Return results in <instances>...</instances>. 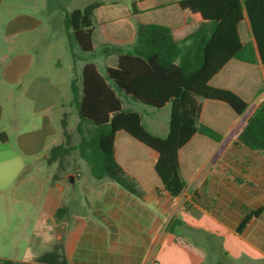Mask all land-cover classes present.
<instances>
[{
    "label": "crops",
    "instance_id": "crops-1",
    "mask_svg": "<svg viewBox=\"0 0 264 264\" xmlns=\"http://www.w3.org/2000/svg\"><path fill=\"white\" fill-rule=\"evenodd\" d=\"M64 1L0 0V196L41 200L40 208L36 210L11 212L0 209V247L4 250L0 258L30 264H159L152 249L172 240L170 233L174 229L191 222L183 219V212H188L186 206L191 205L192 194L185 195L184 190L180 196L171 197L162 190L154 169L158 157L156 151L147 147L134 151V141L130 140L136 139L124 131L117 135L116 158L137 180L143 197L132 194L108 177L93 176L83 158L77 163L82 167L77 174L68 170L69 159L63 173L57 172L56 176L55 171H49V168L58 167L57 162L49 163L47 157L49 147L63 140L61 122L64 114L68 115V127L71 118H74L76 128L78 126L74 92L81 94L83 65L92 61H82V50L68 24L72 10ZM179 1L138 0L139 5L133 6L132 10L126 7L121 18L106 22L110 26L95 21V50L96 39L106 56L115 54L105 50L107 45L132 48L138 24L154 22L142 15L152 8L161 10L162 21L179 30V36L183 37L188 31V21ZM244 26L248 34L246 39L243 37ZM240 31L244 40L252 39L248 18L240 25ZM62 43L65 53L61 49ZM114 61L116 64L117 54ZM115 64L106 60L103 68L97 66L104 72L106 66ZM253 71L259 79L256 89L249 83ZM211 83L234 90L248 102L251 99L249 107L251 103L257 107L264 101V68L259 61L249 63L233 59ZM127 98L123 97L124 100ZM202 103L200 121L220 132L222 139L216 141L196 133L181 148L180 164L186 190L200 168L210 160L208 153L219 150L225 136L230 143L222 149L227 154L226 160H219L216 165V178H221L218 183L234 180L227 167L233 162L228 158H232L230 152L242 153L245 158L239 159L242 168L253 166L255 159L250 158L253 153L264 154L235 142L247 111L238 115L219 100L203 99ZM132 105L125 106L133 108ZM148 107L152 111L143 114L144 124L155 134L165 136L169 129L170 106ZM121 134L130 139H120ZM191 143L194 144L190 152L204 153L202 165H188L186 161L185 166L190 152L183 150ZM151 168L154 176L150 174ZM37 169L46 171L41 174ZM215 180L205 182L213 185ZM183 196L187 199L185 203ZM243 207L241 205L233 215L224 211L208 214L223 224L222 227L238 233L236 228ZM58 209H61L59 213ZM254 218L239 235L250 230ZM254 228H257L255 232L264 233V224ZM250 245L261 255L256 259L258 264H264V238L251 239ZM226 260L222 258L216 264Z\"/></svg>",
    "mask_w": 264,
    "mask_h": 264
},
{
    "label": "trees",
    "instance_id": "trees-1",
    "mask_svg": "<svg viewBox=\"0 0 264 264\" xmlns=\"http://www.w3.org/2000/svg\"><path fill=\"white\" fill-rule=\"evenodd\" d=\"M103 3L95 0L68 16L72 36L82 51H95V11ZM179 5L188 21L183 37L179 30L164 23H139L132 48L105 47L117 54L115 65L101 72L95 62H85L81 94L74 92L79 140L74 142L65 113L61 122L63 140L48 149L47 161L58 163V173L67 170V160L77 150L93 176L108 177L143 197L137 180L116 158L117 135L124 131L157 152L154 169L161 188L177 197L187 185L181 172V148L196 133L216 141L222 139L220 132L200 121L202 100L222 101L238 115L247 111V100L232 89L213 85L211 80L233 59L259 61L264 68V0H180ZM247 18L250 40H244L240 31ZM128 96L156 109L169 105L168 133L160 136L150 131L143 114L124 105L123 97ZM235 142L264 153V101L245 116ZM242 210L238 233L252 218L261 216L264 205ZM0 264L30 263L0 258Z\"/></svg>",
    "mask_w": 264,
    "mask_h": 264
},
{
    "label": "rangeland",
    "instance_id": "rangeland-1",
    "mask_svg": "<svg viewBox=\"0 0 264 264\" xmlns=\"http://www.w3.org/2000/svg\"><path fill=\"white\" fill-rule=\"evenodd\" d=\"M37 1L42 2L45 0ZM93 1L95 0H65L64 2L70 10H73L75 8H83ZM102 1L104 3L95 11V21L98 24L104 22L109 25V23L106 22L112 19L121 18L126 7L132 10L133 6L139 5L138 0ZM162 13L161 10L152 8L151 11H146L142 15L144 18H149V20L154 22H164L165 24H168L166 21H162ZM133 21L136 22L137 19H133ZM243 37L244 39L248 37L246 26L243 27ZM62 44L61 49L65 53L64 43ZM95 46V52L90 53L82 51V61L92 60L96 62L100 68H103V64H105L106 60L113 61V64H115L114 60L116 54L106 56L102 48L99 47V39L95 40ZM76 49L75 46V50ZM214 82L216 83L218 80H215ZM249 83H251L250 85L253 89H256L259 86L257 72H251ZM127 99L128 100H124L126 106L131 103L133 104L132 107L140 111L142 114L146 115L150 113L151 108L148 106L134 101L129 96ZM249 102H251V99H249ZM255 108L256 105L251 103L246 114H251ZM72 117H74V115ZM243 122L244 120L242 123ZM69 127L73 133L74 142H77L79 140V135L74 118H71ZM122 138L130 139L124 134H121L120 139ZM224 140L225 141L222 142L219 150L214 152L212 150L208 153L211 154L210 160L204 167L200 168L199 174L192 179L189 189H185V195L192 194V198L190 201L191 205L186 206L188 212H183V219L191 222L174 229L170 233L172 240L168 239L160 246L152 249V253L157 257L159 264H216L217 260H221L222 258H227L226 261H221L223 262L222 264H258L256 259L261 255L250 245V242L251 239L264 238V233L255 232L257 228L253 229L255 225L264 224V211L262 212L261 218H254L252 220L253 224L250 230L244 235H239L236 232H232L229 229L222 227L223 224L210 217L208 214H217L218 211H224L233 215L234 212L239 211L241 205L245 206L243 209H252L264 204V154L257 152L253 153L250 157L255 159L253 166L242 168L239 164V159H245L242 156V153H239L238 151L230 152L229 156H232V158H228L232 159L229 161L233 162L230 165H227V167L230 169L234 180L225 184L218 183L221 178H216V165L219 160H226L225 156L227 154H225L222 149L227 147L230 143L227 136L224 137ZM130 141H134V146L136 147L134 151H139V148L141 147L142 149L143 147H147L139 146L141 144H139L140 142H137V140ZM193 144L194 143H191L186 146L183 150L184 153L188 150L190 152ZM146 149L153 151L148 147ZM204 158L203 152L197 150L191 151L188 155V159H185L184 164L186 166L187 161L188 165H202V160ZM69 161L71 162V165L68 170L76 174L79 171H82V167L77 165V163L82 162V158L77 150L72 151L69 156ZM37 171L42 174L46 169H37ZM49 171H55L57 173L59 169L55 166L49 168ZM150 174L153 176L155 175L153 174L152 168ZM191 178L192 176L190 175L188 179L190 180ZM214 179L216 180L213 185L209 182H205L206 180L212 182ZM186 200V196H183L182 202L185 203ZM40 203L41 200L39 199H9L8 196H0V209H6L11 212L20 209L36 210L40 208ZM240 212L242 214L243 210L241 209ZM2 252H4V250L0 247V253Z\"/></svg>",
    "mask_w": 264,
    "mask_h": 264
}]
</instances>
